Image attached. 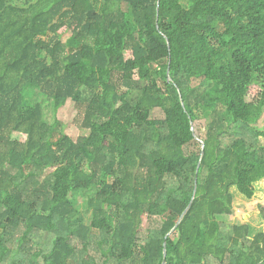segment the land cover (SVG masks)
Segmentation results:
<instances>
[{
  "label": "trees",
  "instance_id": "obj_1",
  "mask_svg": "<svg viewBox=\"0 0 264 264\" xmlns=\"http://www.w3.org/2000/svg\"><path fill=\"white\" fill-rule=\"evenodd\" d=\"M263 113L264 0H0V264H264Z\"/></svg>",
  "mask_w": 264,
  "mask_h": 264
},
{
  "label": "rangeland",
  "instance_id": "obj_2",
  "mask_svg": "<svg viewBox=\"0 0 264 264\" xmlns=\"http://www.w3.org/2000/svg\"><path fill=\"white\" fill-rule=\"evenodd\" d=\"M70 33L68 31L61 30V40L64 42ZM258 91V86L253 85L249 91L248 98L253 99ZM27 102L30 105L41 104L44 109L45 119L48 123H52L54 120L58 119L65 125V134L72 140H77L79 136L86 135L87 131L80 130L74 123L73 118L75 117L77 110L74 104L67 102L64 107L59 109L57 112L54 111L52 102L41 96L38 91H30L27 97ZM155 118H161V113L159 110H155L152 113ZM257 129L264 128V113L258 123L256 124ZM250 140H255L264 142L261 136H255L253 133L247 134ZM263 189L264 180L255 184V194L251 199H245L237 193L236 188H233L234 198L233 202L237 206L236 209L230 216L221 218V221L225 225H241L247 224L249 226V233L252 236L258 231L264 232V219L261 218L258 206L263 203ZM241 223V224H240ZM35 240L41 243L44 250H48L51 246L50 235H44L43 233H36L33 236Z\"/></svg>",
  "mask_w": 264,
  "mask_h": 264
},
{
  "label": "water",
  "instance_id": "obj_3",
  "mask_svg": "<svg viewBox=\"0 0 264 264\" xmlns=\"http://www.w3.org/2000/svg\"><path fill=\"white\" fill-rule=\"evenodd\" d=\"M194 194H195V191H194ZM194 194H193V196H192L191 202L189 203V205L187 206V208L185 209V211L182 213L181 218L184 216V214H185V213L188 211V209L190 208L191 203H192V200L194 199ZM175 228H176V227H174V228L171 230V232H173ZM164 256H165V251H164ZM162 264H166L165 260H163V263H162Z\"/></svg>",
  "mask_w": 264,
  "mask_h": 264
},
{
  "label": "crops",
  "instance_id": "obj_4",
  "mask_svg": "<svg viewBox=\"0 0 264 264\" xmlns=\"http://www.w3.org/2000/svg\"><path fill=\"white\" fill-rule=\"evenodd\" d=\"M237 190V189H236ZM231 192H232V194H233V198H234V192H233V189L231 190ZM237 193L240 195V196H242L238 191H237ZM263 194H264V189H263ZM243 198H245L244 196H242ZM246 199V198H245ZM234 201V200H233ZM236 205L234 204V202H233V209H232V213H233V211L236 209ZM241 224V223H240Z\"/></svg>",
  "mask_w": 264,
  "mask_h": 264
}]
</instances>
